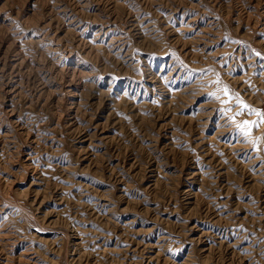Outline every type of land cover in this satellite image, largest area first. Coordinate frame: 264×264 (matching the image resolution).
Segmentation results:
<instances>
[{"label": "rangeland", "instance_id": "1", "mask_svg": "<svg viewBox=\"0 0 264 264\" xmlns=\"http://www.w3.org/2000/svg\"><path fill=\"white\" fill-rule=\"evenodd\" d=\"M236 98L264 0H0V264H264Z\"/></svg>", "mask_w": 264, "mask_h": 264}, {"label": "snow or ice", "instance_id": "2", "mask_svg": "<svg viewBox=\"0 0 264 264\" xmlns=\"http://www.w3.org/2000/svg\"><path fill=\"white\" fill-rule=\"evenodd\" d=\"M257 55H260L259 53H257ZM218 83V82H217ZM224 94L225 95H229V90L225 87L223 89ZM215 95V94H213ZM218 98V97H217ZM231 99V98H230ZM230 102V101H229ZM236 103L239 107L242 108L243 111H248L251 112L257 116H260V121L259 123L256 121H244L242 125H237V129L242 132L245 136H250L251 135V129L253 127L258 128L260 123H264V115H261L260 112L256 111L255 109H252L249 105H247L246 103H244L242 100H240L239 98H236ZM239 114H243V112L239 113ZM235 120V117H233V121Z\"/></svg>", "mask_w": 264, "mask_h": 264}]
</instances>
